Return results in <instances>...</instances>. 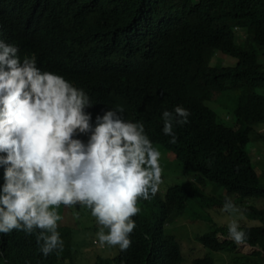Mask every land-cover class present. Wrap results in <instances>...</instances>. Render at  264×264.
I'll return each mask as SVG.
<instances>
[{"label":"trees","instance_id":"obj_1","mask_svg":"<svg viewBox=\"0 0 264 264\" xmlns=\"http://www.w3.org/2000/svg\"><path fill=\"white\" fill-rule=\"evenodd\" d=\"M236 27L248 31L240 46L232 34ZM0 40L15 44L26 58L17 65L13 88L42 84L64 101L75 86L98 87L110 103L143 122L151 138L143 146L111 138L121 147L104 144L106 157L120 161L114 178L127 192H118L107 182L98 153L93 164L81 155L56 164L41 141L37 112L28 109L26 122L16 129L7 125L10 115L0 95V264H65L73 250L71 229L59 237L35 214L49 196L40 172L31 171L27 202L20 200L13 180L23 161V136L60 175L87 174L78 194L91 215L115 228L122 246L115 264H182L184 257L170 247L173 237L165 227L190 201L212 202L192 182L159 196L153 178L142 180L139 161L155 145L172 152L174 162L196 181L222 188L246 218L261 223L217 227L211 220L214 226L196 240L209 251L230 254L237 264H264V207L242 205L248 199L264 204V184L246 151L253 135L264 140L255 130L264 120V63L259 60L264 0H0ZM215 51L236 58V66H212ZM228 95L234 96L233 108L220 99ZM209 103L228 108L236 123L221 122ZM148 205L157 209L149 216ZM238 243L259 250L242 255ZM96 264L112 263L99 259ZM192 264L214 262L205 257Z\"/></svg>","mask_w":264,"mask_h":264},{"label":"rangeland","instance_id":"obj_2","mask_svg":"<svg viewBox=\"0 0 264 264\" xmlns=\"http://www.w3.org/2000/svg\"><path fill=\"white\" fill-rule=\"evenodd\" d=\"M236 36L237 43L243 42V39L246 38L244 31L241 30H237ZM259 54L260 63H264V47L259 49ZM237 62L236 58L215 51L211 65L233 67ZM233 97L228 95L220 99L225 105H230L233 108L235 106ZM208 106L217 112L221 122L230 126L236 123L228 108H224L219 103L214 104L213 107L209 103ZM255 128L258 133H264V120ZM246 151L252 159L257 175L261 178V183L264 184V140L253 135ZM174 161L175 155L172 152L160 145H155L153 155L147 156L145 163L141 166L140 178L144 181L153 178V182L158 187L159 196H164L166 190L173 185L192 182L199 192L211 198L212 202L205 205L198 200H192L189 202L187 210L180 216L171 217L169 224L165 227V233L173 237L170 247L174 250L177 247L179 249L177 251L182 253L184 257L182 264H192L194 260L205 257L211 258L214 264H237L232 261L233 257L228 253L212 252L205 249L196 240V237L209 232L214 225L217 227H257L261 226V223L246 218L243 209L237 206L239 203H230L222 188L208 181H196L191 173L186 172ZM31 171L42 174L46 179L49 192L48 198L43 200L37 208L38 215L47 224L61 228L62 233L71 229L70 240L73 243V250L71 256L66 258L65 264H96L98 259L111 261L112 264H115L113 260L122 249L115 228L107 220L91 215L78 194V187L87 178V174L78 173L75 177L60 175L54 168L45 167L35 153L26 152L21 162V168L18 170V174L14 175L15 179L13 180L16 190L20 193V200L23 202H27L25 191L30 187L33 179ZM198 197L200 198V196ZM246 204L256 205L258 208L264 207L263 201L256 199H248L242 205ZM138 207L142 211L141 204H138ZM145 211V214L149 216L157 209L148 205L145 207ZM238 244V251L242 255H251L254 251L259 250L252 246L250 248L245 243ZM59 250L61 252L66 250L65 246ZM254 259L258 260L259 258L254 256Z\"/></svg>","mask_w":264,"mask_h":264},{"label":"clouds","instance_id":"obj_3","mask_svg":"<svg viewBox=\"0 0 264 264\" xmlns=\"http://www.w3.org/2000/svg\"><path fill=\"white\" fill-rule=\"evenodd\" d=\"M85 10L91 11L90 8ZM237 30L244 31L246 35L241 43L235 41ZM134 33L131 32L130 35ZM232 34L239 46L243 45L248 37V31L239 27L232 29ZM25 59L19 47L9 41L3 43V40H0V95L3 103L6 104L4 110L10 115L5 123L16 129L26 122L28 109L37 112L42 123L40 126L41 141L56 164L57 161L61 164L64 161L68 163L69 159L78 155H81L86 162L93 164V153H98L103 158L105 173L109 179L107 182H110L118 192L119 190L127 192L114 178L120 170V161L113 157H106L101 149L107 141L120 147L121 145L115 141L124 146H143V142L151 139L146 133V126L143 122L132 116L127 109L110 103L111 100L103 97L98 87L91 86L92 89L85 91L84 88L75 86L64 101L42 84L36 87L17 86L13 88V84L18 81L17 65ZM29 141L28 136L22 137L23 148L20 158L23 159L26 152H33L45 167L57 169L55 166L46 165L38 153V148L31 147ZM152 155L153 148L148 150L139 161L140 170L146 157ZM35 214L45 228L49 227L59 231L60 233H55L62 237L61 228L44 222V219L38 215L37 209Z\"/></svg>","mask_w":264,"mask_h":264},{"label":"water","instance_id":"obj_4","mask_svg":"<svg viewBox=\"0 0 264 264\" xmlns=\"http://www.w3.org/2000/svg\"><path fill=\"white\" fill-rule=\"evenodd\" d=\"M247 246H250L249 244H247ZM250 248H252L251 246H250Z\"/></svg>","mask_w":264,"mask_h":264}]
</instances>
